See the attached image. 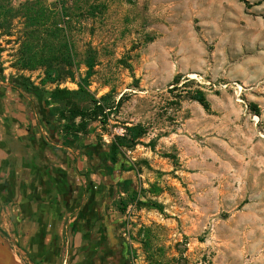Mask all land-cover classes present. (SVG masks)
I'll return each instance as SVG.
<instances>
[{
    "label": "rangeland",
    "instance_id": "rangeland-1",
    "mask_svg": "<svg viewBox=\"0 0 264 264\" xmlns=\"http://www.w3.org/2000/svg\"><path fill=\"white\" fill-rule=\"evenodd\" d=\"M250 2L0 0L10 10L0 18L4 79L76 91L96 55L86 93L68 95L101 106L78 140L58 112L68 114L66 101L46 95L64 140L95 144L110 165L108 214L130 264H264V0ZM31 6L50 17L40 29ZM30 30L40 45L69 44L74 80L44 83L43 67L22 68ZM133 126L145 130L134 141Z\"/></svg>",
    "mask_w": 264,
    "mask_h": 264
},
{
    "label": "crops",
    "instance_id": "crops-1",
    "mask_svg": "<svg viewBox=\"0 0 264 264\" xmlns=\"http://www.w3.org/2000/svg\"><path fill=\"white\" fill-rule=\"evenodd\" d=\"M2 75L0 71V233L23 264H64L70 246L66 220L94 179L90 168L99 162L95 144L64 140L48 101ZM90 201L95 205L98 198L85 203Z\"/></svg>",
    "mask_w": 264,
    "mask_h": 264
},
{
    "label": "trees",
    "instance_id": "trees-1",
    "mask_svg": "<svg viewBox=\"0 0 264 264\" xmlns=\"http://www.w3.org/2000/svg\"><path fill=\"white\" fill-rule=\"evenodd\" d=\"M240 1L244 2L247 7H251L252 5H254V3H251L250 0ZM7 12L10 13V10L7 11V8H5L0 3V18L2 14L6 15ZM26 13L30 25L35 26L37 29H40V25H45L46 19H50L47 11L42 8H34L31 6L28 7V11ZM33 31L30 30V32L27 34V40H25L21 46V55L19 57V62L22 68L34 70L39 67H43L45 69L46 75L43 80L44 83H55L66 79L74 80L76 78V74L73 68L75 57L72 53L69 44L65 41H62L59 44H51L49 42H44L40 45L38 42L43 38H41V35L38 34L41 30H37V32ZM44 51L50 52L45 53ZM1 52L2 49L0 48V54ZM84 63L87 67L86 75L78 83L79 89L76 91H69L66 89L57 88L52 92H45L44 90H41L37 86L31 84L30 81L24 76H21V78H12L10 80L11 85L20 88L26 93L36 96L39 100L41 99L47 101L48 97L46 94L49 93L56 102H58L59 100L66 101L65 104L68 108V114H66L64 110H58V112H60L62 119H66L68 121L65 125L66 133H73V141L78 140L79 133H84L87 131L88 120L96 119L98 115V113H96V109L101 108V106L98 105V101L93 100L95 102V109L94 112H92L91 110L82 108L77 102L70 100L68 97V95L71 93H75L78 96L82 95V93H86L85 85H88V80L94 74V68L97 64L96 55L93 50L89 51V53L85 57ZM192 98L199 101L206 108H209V102L202 91H197L195 94H193ZM55 112L56 111L53 110V108L50 109V114L53 117ZM77 118H80L81 120L76 126L75 121ZM128 130L132 141H134V139L142 136L145 133V130L142 126H133L128 128ZM65 139H68V137L65 136ZM73 141L68 140V142L70 143H73ZM92 147H95V149L97 148L96 146ZM113 150L115 154L116 148L114 147ZM103 158L105 157L103 156ZM153 205L162 210V206L160 204L153 203Z\"/></svg>",
    "mask_w": 264,
    "mask_h": 264
},
{
    "label": "flooded vegetation",
    "instance_id": "flooded-vegetation-1",
    "mask_svg": "<svg viewBox=\"0 0 264 264\" xmlns=\"http://www.w3.org/2000/svg\"><path fill=\"white\" fill-rule=\"evenodd\" d=\"M93 149L99 162L91 165L90 187L84 190L80 205L66 220L67 259L64 264H130L123 243L117 238V225L110 220L108 206L115 193L111 168L102 154ZM89 174L84 178L89 179ZM96 183V186L93 183ZM96 196L95 205L85 203L86 199Z\"/></svg>",
    "mask_w": 264,
    "mask_h": 264
},
{
    "label": "water",
    "instance_id": "water-1",
    "mask_svg": "<svg viewBox=\"0 0 264 264\" xmlns=\"http://www.w3.org/2000/svg\"><path fill=\"white\" fill-rule=\"evenodd\" d=\"M0 264H23L10 242L0 233Z\"/></svg>",
    "mask_w": 264,
    "mask_h": 264
}]
</instances>
